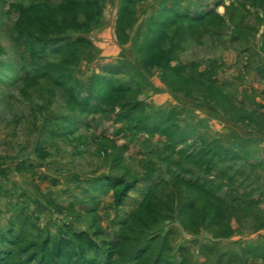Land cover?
Wrapping results in <instances>:
<instances>
[{
    "label": "rangeland",
    "instance_id": "1",
    "mask_svg": "<svg viewBox=\"0 0 264 264\" xmlns=\"http://www.w3.org/2000/svg\"><path fill=\"white\" fill-rule=\"evenodd\" d=\"M0 264H264V0H0Z\"/></svg>",
    "mask_w": 264,
    "mask_h": 264
}]
</instances>
